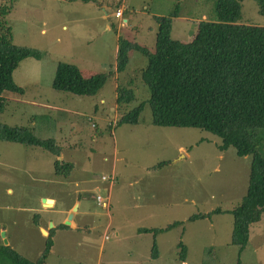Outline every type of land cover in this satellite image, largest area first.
I'll return each mask as SVG.
<instances>
[{
	"label": "rangeland",
	"instance_id": "obj_1",
	"mask_svg": "<svg viewBox=\"0 0 264 264\" xmlns=\"http://www.w3.org/2000/svg\"><path fill=\"white\" fill-rule=\"evenodd\" d=\"M213 2L0 0L9 6L3 23L10 40L41 52V58H24L13 70L22 94L2 92L0 123L27 127L37 139L54 141L60 151L55 157L39 147L0 142V244L7 240L35 260L48 235L33 221L48 217L51 246L45 260L50 264H96L98 259L99 264H264V206L251 203L242 214L233 213L246 193L251 156L236 155L231 146L218 149L219 137L202 128L152 124L145 101L150 92L140 79L146 58L140 52L128 51L124 69L115 73L119 37L154 53L155 17L177 5L171 37L188 42L199 21L213 20ZM241 4L239 23L264 25L254 0ZM120 5L121 18L115 15ZM58 62L76 65L83 78L105 73L107 79L91 96L55 90ZM122 86L131 88L133 96L117 105V87ZM141 102L135 124L116 122ZM59 159L72 166L65 183L53 174ZM110 175L111 186L101 179ZM47 191L56 196L52 205L43 204ZM97 194L108 200L107 207L96 204ZM77 196L85 199L80 198L74 220L87 222L91 247L88 233H61L56 227ZM82 208L92 213L82 216ZM244 221L249 238L239 251L230 239ZM173 222L155 234L136 232L137 227L163 229ZM153 241L156 258L151 257ZM179 243L185 248L182 262Z\"/></svg>",
	"mask_w": 264,
	"mask_h": 264
},
{
	"label": "trees",
	"instance_id": "obj_2",
	"mask_svg": "<svg viewBox=\"0 0 264 264\" xmlns=\"http://www.w3.org/2000/svg\"><path fill=\"white\" fill-rule=\"evenodd\" d=\"M257 12L264 15V0H254ZM177 5L168 15L156 16L158 29L155 51L150 54L135 42L118 38L115 71L124 69L127 52L135 50L146 58L140 70V79L150 95L145 101L151 110V122L162 127H198L216 134L218 149L228 146L236 155L251 156L248 184L244 197L233 213L240 215L251 204L264 206V25L239 23L242 17L241 0H214L213 20L199 21L188 42L171 37L172 19L178 16ZM9 6L0 5V112L3 109L2 92L20 96L22 89L12 80V72L27 57L41 58L36 47L13 43L3 18ZM107 79L105 73L83 78L79 68L67 62H58L52 79L55 90L76 95H95ZM133 96L131 88L117 87L116 104L128 103ZM143 102L132 107L117 119V123L135 124ZM0 142L34 146L60 155L52 140H40L24 126L0 123ZM71 165L62 160L53 162L55 175L67 176ZM218 210H212L216 212ZM206 214H192L187 220ZM173 223L159 227H137V232L166 230ZM59 226H68L60 223ZM45 238L40 255L29 260L10 245L0 244V264H42L51 246ZM249 238L248 222L234 227L230 243L243 249ZM179 260H184V246L179 243ZM182 255V256H181ZM158 250L153 241L151 257ZM235 264H239V261Z\"/></svg>",
	"mask_w": 264,
	"mask_h": 264
},
{
	"label": "crops",
	"instance_id": "obj_3",
	"mask_svg": "<svg viewBox=\"0 0 264 264\" xmlns=\"http://www.w3.org/2000/svg\"><path fill=\"white\" fill-rule=\"evenodd\" d=\"M88 2H94V0H88ZM101 5H102V3H101ZM122 5H120V6H118L117 8H120V9H122V7H121ZM105 7H102V9H104ZM116 8V9H117ZM115 9V10H116ZM106 15H108V13H106ZM122 15H123V13H122ZM124 22H125V19L123 20ZM116 50H117V45H116ZM115 58H116V55H115ZM115 73H117L116 71H115ZM97 93V92H96ZM102 100V99H101ZM101 102H103V100L101 101ZM54 174V173H53ZM55 175V174H54ZM69 176V175H68ZM67 176V177H68ZM55 177H61V182L62 183H65L67 180H66V177L65 176H63V175H55ZM85 180V179H84ZM85 181H87V180H85ZM62 183H60V184H62ZM75 184L76 185H78V182L77 181H75ZM53 191H56V190H53ZM58 192H59V190H58ZM75 194L77 195L78 194V190H75ZM42 197V199L44 198V197H46V198H49L50 200H51V203L50 204H45L44 203V201H43V204L44 205H52L53 203H54V200H55V197L56 196H54V194H52V192L51 191H47V193H45L44 195H42L41 196ZM80 198L81 199H85L84 197L82 198V197H79V196H77V199L66 209V214H65V216L63 217V219L59 222V224L60 223H65V220L67 219L66 218V215H67V213L72 209V207H73V205H77L76 206V208L73 210V216H72V221H73V225H71V224H69V223H65V224H67L68 226H59V224H56V227H58V230L61 232V233H64V232H68V233H76V232H79V231H81L82 233H88V240H90V242H89V247H91V245H92V238H91V233H92V231L91 232H87V227L88 226H86L87 225V222H84L83 220H79V221H76V220H74V217H75V215L77 214V212L79 211V205H80ZM99 206V205H98ZM83 214H82V216L84 215H89L90 213H92L91 212V210H89L88 208H82L81 210H80ZM48 217H44L43 219H38V220H34L33 221V224L35 225V226H39V227H43V229H45V230H47V231H45L44 232V234L46 235V233H47V235H48V232H49V230L50 229H48V227H47V225H46V222L48 221ZM45 220H47V221H45ZM50 224V223H49ZM137 230V229H136ZM76 231V232H75ZM137 232V231H136ZM55 235H53V237H54ZM105 237H107L106 235L104 236V238ZM51 239V238H50ZM42 241H43V245H44V241H45V238H43L42 239ZM13 248V247H12ZM42 250V249H41ZM87 253H89V251L87 252ZM45 260V259H44ZM100 263V260L98 259L97 261H96V264H99ZM42 264H50L49 262H48V259H46L45 261H43V263Z\"/></svg>",
	"mask_w": 264,
	"mask_h": 264
},
{
	"label": "built area",
	"instance_id": "obj_4",
	"mask_svg": "<svg viewBox=\"0 0 264 264\" xmlns=\"http://www.w3.org/2000/svg\"><path fill=\"white\" fill-rule=\"evenodd\" d=\"M122 9L120 8H117L116 11H115V15L118 16V17H122ZM102 180H107L109 181V186H111L113 184V179H112V175L110 176H102L101 177ZM95 201H96V204L99 205V206H105L107 207L108 206V200L104 197H102L100 194H97L95 196Z\"/></svg>",
	"mask_w": 264,
	"mask_h": 264
},
{
	"label": "water",
	"instance_id": "obj_5",
	"mask_svg": "<svg viewBox=\"0 0 264 264\" xmlns=\"http://www.w3.org/2000/svg\"><path fill=\"white\" fill-rule=\"evenodd\" d=\"M60 160L61 159H59V161ZM47 200H49V198H46V197L43 198L44 202L47 201ZM76 206H77L76 204L73 205L72 209L68 212L67 219L65 220V223H69V224L73 225V221L71 219H72V216H73V210L76 208ZM2 235H4V234L2 233ZM7 244H8L7 240H4V245H7Z\"/></svg>",
	"mask_w": 264,
	"mask_h": 264
},
{
	"label": "bare ground",
	"instance_id": "obj_6",
	"mask_svg": "<svg viewBox=\"0 0 264 264\" xmlns=\"http://www.w3.org/2000/svg\"><path fill=\"white\" fill-rule=\"evenodd\" d=\"M44 203L45 204H50L51 203V200L49 199V200L45 201Z\"/></svg>",
	"mask_w": 264,
	"mask_h": 264
}]
</instances>
